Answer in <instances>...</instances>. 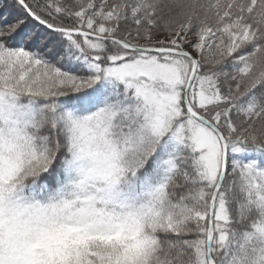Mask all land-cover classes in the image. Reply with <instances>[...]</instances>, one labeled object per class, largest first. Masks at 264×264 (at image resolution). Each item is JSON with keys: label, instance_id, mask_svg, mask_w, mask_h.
Masks as SVG:
<instances>
[{"label": "snow or ice", "instance_id": "obj_1", "mask_svg": "<svg viewBox=\"0 0 264 264\" xmlns=\"http://www.w3.org/2000/svg\"><path fill=\"white\" fill-rule=\"evenodd\" d=\"M0 7V264H264V0Z\"/></svg>", "mask_w": 264, "mask_h": 264}, {"label": "trees", "instance_id": "obj_2", "mask_svg": "<svg viewBox=\"0 0 264 264\" xmlns=\"http://www.w3.org/2000/svg\"><path fill=\"white\" fill-rule=\"evenodd\" d=\"M10 2H11V0H5V3H10ZM10 11H11L10 9L0 7V14H2V15L7 16V15H9Z\"/></svg>", "mask_w": 264, "mask_h": 264}]
</instances>
